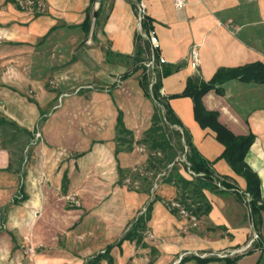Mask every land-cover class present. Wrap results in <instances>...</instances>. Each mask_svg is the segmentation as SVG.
I'll return each instance as SVG.
<instances>
[{
	"label": "crops",
	"instance_id": "1",
	"mask_svg": "<svg viewBox=\"0 0 264 264\" xmlns=\"http://www.w3.org/2000/svg\"><path fill=\"white\" fill-rule=\"evenodd\" d=\"M35 1L38 8L30 11L18 0H0V89L16 95L14 124L19 130L10 148H0V264H33L25 257V247L32 251L44 247L35 264L55 257L50 250L58 247L60 238L69 241L71 228L85 223L84 211L95 210L112 194L110 189L115 194L125 189L117 184L118 168L134 172L148 159L147 153L136 149L154 113V101L140 86L144 70L121 80L133 66L110 63L106 53L133 56L135 35H145L131 0H103L100 26L94 25L96 3L87 36L81 25L90 0ZM141 1L145 17L151 20L146 35L156 38L161 65H183L161 79V97L168 99L198 152L235 187L205 190L211 210L190 226L166 210L160 191L153 195L125 191L128 209L141 210L131 226L151 203L152 211L140 244L122 239L109 244L112 264H119V258L132 264H227L233 258L216 254L245 246L254 233L264 241V210L257 228L246 201L245 180L218 159L223 145L211 129L195 121L191 98L170 97L182 93L192 76L209 81L220 68L264 64V0H186L182 7L175 0ZM144 39L150 50L149 40ZM194 46L196 65L190 61ZM50 81L59 91L49 88ZM2 82H13L14 87H3ZM94 82L100 89L93 87ZM26 89L32 91L30 99ZM222 90V94L206 93L202 104L216 112L219 123L235 136L255 137L245 162L260 179L264 204V84L231 80ZM119 113L133 135V149L128 152H116ZM34 127L41 134L36 141ZM179 173L188 179L187 170ZM17 193L24 199L18 200ZM71 194L83 199L82 210L66 206ZM203 254L209 261L200 262ZM69 256L64 252L56 257ZM236 264H264V251L242 255Z\"/></svg>",
	"mask_w": 264,
	"mask_h": 264
},
{
	"label": "trees",
	"instance_id": "2",
	"mask_svg": "<svg viewBox=\"0 0 264 264\" xmlns=\"http://www.w3.org/2000/svg\"><path fill=\"white\" fill-rule=\"evenodd\" d=\"M141 0H131L133 9L137 12V4ZM99 3V8L96 11V18L94 20L95 26L101 24V13L103 12V0H90V4L86 10V17L81 25L87 36L92 25L93 7ZM107 16V15H106ZM106 16L103 20H105ZM142 33L147 34L151 28V20L144 18L142 24ZM107 53L108 62L120 61L124 63H131L133 69L120 76V79H126L132 75L133 72L139 68H143L144 74L140 79V86L146 96L151 97L154 101V113L151 117V125L144 133L137 145L145 147L148 151L147 165L148 170H155L156 174H161L165 171L162 177V184L175 188L180 195V204L187 210L196 220L202 216L207 215L211 210V205L204 195V191H217V184L220 183L226 189L234 188L228 182V178L219 176L213 169L214 162L206 160L195 148L192 143L190 133L185 129L179 119L174 115L168 104V99L161 97L159 94L161 79L177 72L183 65L175 66L161 65L160 71L156 70V83L149 89V76L146 74V69L142 67L141 63L149 56V44L144 39L142 34L135 35V51L133 56H121L110 52ZM157 58V55H156ZM231 80H239L244 83L264 84V64L253 63L235 68H220L209 81H203L199 75L192 76L187 80L184 91L178 95L170 98L189 97L194 104V119L201 128L211 129L215 135L216 140L223 145L224 151L218 159L225 160L234 173L241 176L246 182V193L250 196V205L254 216L255 226L260 225V212L264 210V204L261 202L260 196V179L257 174L250 169L245 162V157L250 147L252 146L255 137L235 136L218 121V114L216 112L207 111L203 104V96L215 91L217 94H222V85ZM116 152L131 151L133 149V135L126 130L122 115L119 113L116 124ZM185 157L182 162L183 168L191 171L194 176L190 180L184 178L179 173L177 167L178 152ZM171 168L168 170V167ZM132 174L130 170L118 168V182L119 186H124L126 175ZM135 179H141L143 183L147 184L137 192L150 193L152 189L148 178L142 177L141 174H134ZM67 178L64 176L62 183V190L65 191L67 185ZM136 192V191H135ZM70 208V207H68ZM152 211V203L146 209L145 213L141 215L135 224L127 231L122 241H134L140 244L142 241V232L145 228V219H148ZM176 209L171 211L172 215H176ZM264 241L260 239L252 249L246 252L250 254L255 250L264 251ZM113 245H108L103 253L91 258L87 264H100L106 261L107 264H112L110 251ZM244 254V255H246ZM242 256V255H241ZM237 256L233 259H228L227 264H236L241 257ZM209 259H202L200 262H207Z\"/></svg>",
	"mask_w": 264,
	"mask_h": 264
},
{
	"label": "rangeland",
	"instance_id": "3",
	"mask_svg": "<svg viewBox=\"0 0 264 264\" xmlns=\"http://www.w3.org/2000/svg\"><path fill=\"white\" fill-rule=\"evenodd\" d=\"M1 85L3 87L4 85L5 87H9L10 85L14 87L13 82L9 84H3L2 82ZM48 86L50 89L59 91L54 81L48 82ZM93 87L100 89V86L95 82ZM24 94L30 99L32 96L31 89L24 90ZM14 99H16V95L12 90L0 89V148H5V145L10 148L14 143L16 133L19 131L14 124V118L16 117ZM39 131L37 127L33 128V139H35V141L41 137ZM136 149H140L142 150L140 151L141 153H147L148 155V151L145 147L137 145ZM177 161V167L184 171L182 162L185 161V157L181 151L178 152ZM170 168L171 166L168 167V170ZM134 170L132 174L126 175L127 177L124 181L125 189H122L121 192L117 194L113 193L114 189H110L112 194L106 196L107 198L104 199L95 210L83 212L84 215H82L84 216L83 220H85V223L78 229L71 228L72 232L70 233L69 241H67L68 243L61 238L59 239L58 247L52 248L49 252V255L54 254L55 257L50 259H53L51 262L47 260L48 264H87L94 255L103 253L107 245L112 243L116 244L119 239H123L127 231L132 227L131 223H133L134 219L138 217V213L141 211L137 208L128 209V206H130L129 201L123 197L125 191L137 192L147 185L143 183L141 179L132 177L133 173L141 174L142 177L148 178V181L152 185V189L150 190L151 195L160 191L161 198L164 201L163 205L168 212L171 213L173 209H176L177 213L175 216L186 220L188 222L186 223L187 226H190V222H195L191 219L192 216L190 213L180 204L179 192L173 187L162 184V177L168 171L156 174L154 169L148 170L147 162L142 166H137ZM185 174L186 177L190 179L191 176L188 173ZM163 189L167 190L163 191ZM16 196L18 200H23L25 197L22 193H17ZM82 201L83 199L79 198L76 194H71L66 199V206L70 207L72 210H82ZM66 246H68L67 249ZM39 249L44 250V247ZM39 249L36 248L32 251L31 248H24L25 257L30 259L29 261L33 264L36 263L37 256H39L37 255ZM64 252L70 255L69 258L56 257ZM47 261H45L46 263L44 264H47ZM118 262L119 264H132V262L125 258H119ZM100 264H107V262L102 261Z\"/></svg>",
	"mask_w": 264,
	"mask_h": 264
},
{
	"label": "built area",
	"instance_id": "4",
	"mask_svg": "<svg viewBox=\"0 0 264 264\" xmlns=\"http://www.w3.org/2000/svg\"><path fill=\"white\" fill-rule=\"evenodd\" d=\"M18 3L23 8H26L30 11H34V9L38 8L37 3L35 0H18ZM186 3V0H175V5L177 7H182ZM145 18V4L143 1H140V3L137 5V19L138 24L141 28V24ZM146 39L150 42V54L147 56L146 60L143 62V66L145 67L147 74L149 76V89L151 90L152 86L156 83V70L158 69L159 65L164 63V60L161 58H156V48L158 46L156 38L150 36V35H143ZM190 61L193 65H196L198 63V50L197 47H192L190 51ZM159 94L162 95L161 89L159 90ZM188 174L192 177L194 174L191 171H188ZM218 189L220 190H226L225 187H223L220 183L217 184ZM247 204L250 203L251 199L248 196L246 199ZM193 221H196L194 217H191ZM195 223V222H194ZM260 241L259 236L254 233L251 237V240L243 247H240L238 249L227 251V252H221L217 253L216 256L220 258H234L237 256H241L246 254L247 251L253 248V246ZM264 246L262 247V249ZM201 258L207 257L206 254L199 255Z\"/></svg>",
	"mask_w": 264,
	"mask_h": 264
}]
</instances>
